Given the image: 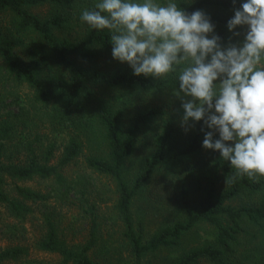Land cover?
I'll return each instance as SVG.
<instances>
[{
  "label": "trees",
  "instance_id": "obj_1",
  "mask_svg": "<svg viewBox=\"0 0 264 264\" xmlns=\"http://www.w3.org/2000/svg\"><path fill=\"white\" fill-rule=\"evenodd\" d=\"M83 2L89 9L95 0H0V74L26 86L39 120L47 124L51 134L67 137L61 155L51 165L57 151L55 142L37 134L32 140L20 139L23 135L18 125L26 124L25 115L19 110L0 114V206L16 221L32 213L28 203L47 207L54 196L17 186L36 179L53 180L58 198L68 196L73 188L66 183L63 169L80 157L86 145L91 149L85 158L86 167L113 183L116 199L112 206L121 225L120 243L116 247L106 244L91 209L86 241L69 244L65 229L52 212L42 217L45 232L36 243L38 251L59 257L61 264H264V178H234L235 170L211 150L207 154L214 172L206 175L202 195L195 201L182 183L175 215L146 237V213L135 212L133 205L155 172L205 150L201 146V122L192 127L188 142L175 153L173 127L169 120L162 124L152 153L128 178L126 162L136 148L139 133L164 116L160 110L144 109L123 125L134 106L133 97L171 90L175 79L172 75L163 80L137 77L127 64L103 71L85 67L83 64L94 62L98 52L111 56V41L107 30H90L86 25L77 39L59 35L69 25L64 12ZM242 2L179 0V7L188 13L204 11L215 24V33L227 42L231 33L226 22ZM42 6H49L52 13L40 18L30 12ZM236 31L242 33L244 29ZM242 38L234 37L232 42ZM8 182L13 185L14 197L6 190ZM245 192L260 195L257 203L249 207L229 205ZM190 241L196 244L187 247ZM248 246L252 248L248 250ZM240 247L246 251L236 258ZM161 252L167 253L166 259L153 263L152 258ZM27 256L24 247L7 248L0 251V264Z\"/></svg>",
  "mask_w": 264,
  "mask_h": 264
},
{
  "label": "clouds",
  "instance_id": "obj_2",
  "mask_svg": "<svg viewBox=\"0 0 264 264\" xmlns=\"http://www.w3.org/2000/svg\"><path fill=\"white\" fill-rule=\"evenodd\" d=\"M79 20L108 31L112 59L132 75L174 77L180 126L201 122L202 148L218 153L234 178H264V0L234 9L227 42L204 11L188 13L179 0H95Z\"/></svg>",
  "mask_w": 264,
  "mask_h": 264
},
{
  "label": "rangeland",
  "instance_id": "obj_3",
  "mask_svg": "<svg viewBox=\"0 0 264 264\" xmlns=\"http://www.w3.org/2000/svg\"><path fill=\"white\" fill-rule=\"evenodd\" d=\"M82 4L80 6L79 3L72 10L64 12L69 19V25L65 32L59 34L60 36L74 40L82 35L83 24L79 17L81 11L87 7V2ZM30 12L40 18H45L52 13V9L49 6H42L32 8ZM72 58L82 64L76 57ZM119 64L121 63L113 60L111 56L98 52L93 63L83 65L103 71L110 70ZM31 98L32 94L26 86L17 85L8 80L7 76L0 74V114L10 111L18 112L19 110L23 116L25 115L24 122L26 124L18 125V130L23 135L20 139L32 140L33 135L37 134L47 138L48 141L55 142L57 151L51 162L53 165L61 155V148L66 143L67 137L51 134L47 124L40 121L34 113ZM133 100L134 106L128 110L123 125L127 124L128 118L134 113L144 109L160 110L164 116L144 127L139 133L136 148L126 162L128 178L135 175L140 167V162L152 153L154 138L161 133L162 124L169 120L173 127V153L180 150L192 135V127L185 132L180 126L182 114L180 102L172 95V89H164L158 94L151 92L149 94H135ZM90 152L91 149L85 145L80 157L63 169L62 173L66 183L73 188L66 197L58 198L56 195L57 187L53 180L41 181L36 179L32 182L17 183V186L29 188L42 194H50L54 197H51L52 200L46 205L47 207L26 204L32 213L24 217L22 221L14 220L9 216L6 209L0 206V251L15 246L24 247L28 250V256L25 260L4 264H61L59 257L40 252L35 248L36 243L45 232L42 222L45 213L53 212L56 215L65 229L66 240L69 244H83L88 237L89 211L92 209L98 217L101 236L103 240L107 241L106 244L116 247L117 243H120L121 225L115 218L112 206L116 199L114 186L111 180L93 173L86 167L85 158L90 155ZM213 172L207 150L202 151L195 158L171 163L155 172L144 193L133 205L135 212L141 210L146 213V237L151 235L164 220H169L172 215H175L174 204H176L182 183L185 184L189 194L196 201L204 190L206 175ZM6 190L11 197H14L11 183H7ZM259 196L245 192L230 202L229 205L249 207L257 203ZM249 231L251 232V229ZM195 244V241H190L186 243V246L191 247ZM251 248L252 246L247 247L248 250ZM244 251H246L244 247L238 248L236 258H239ZM94 253L96 254V250ZM91 257L93 259L99 258V256L95 257L94 255ZM166 257L167 253L161 252L152 258V262L161 263Z\"/></svg>",
  "mask_w": 264,
  "mask_h": 264
}]
</instances>
